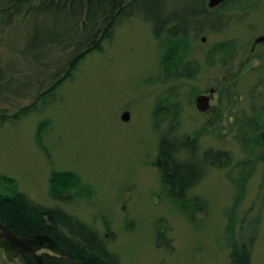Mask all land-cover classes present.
Masks as SVG:
<instances>
[{
  "label": "rangeland",
  "instance_id": "rangeland-1",
  "mask_svg": "<svg viewBox=\"0 0 264 264\" xmlns=\"http://www.w3.org/2000/svg\"><path fill=\"white\" fill-rule=\"evenodd\" d=\"M238 1L217 30L205 13L207 0L150 1L144 13L155 24L129 8L110 39L70 75L74 48L36 49L35 57L27 51L33 15L0 27V176L46 210L37 215L57 210L59 235L66 232L61 215L86 226L77 231L102 244L116 264H229L231 221L239 243L253 238L250 264H264V161L252 157L254 171L238 203L226 176L244 172L234 168L247 158L237 141L242 122L257 117L264 134V54H249L264 26V0H248L245 12ZM198 7L201 18L185 16ZM35 18L42 24L43 16ZM169 37L180 42L172 60L168 50L176 45H159ZM210 89L212 108L202 113L195 98ZM166 135L195 141L197 157L210 150L233 159L225 169L203 166L202 180L185 197L203 199L207 213L196 211L191 221L155 166ZM62 172L78 176L80 186L52 196L49 179ZM0 192H7L1 182Z\"/></svg>",
  "mask_w": 264,
  "mask_h": 264
},
{
  "label": "trees",
  "instance_id": "trees-1",
  "mask_svg": "<svg viewBox=\"0 0 264 264\" xmlns=\"http://www.w3.org/2000/svg\"><path fill=\"white\" fill-rule=\"evenodd\" d=\"M150 1L160 5L161 0H0V27L11 25L13 19L20 15L23 17L33 15L31 21L33 24L29 25L27 31V36L30 37L27 51L35 57L36 49L44 53L55 46L63 51H67L70 47L74 48L75 54L67 60L70 63L66 71H69L67 75H70L71 71L88 53L100 50L102 42L110 39L117 22L127 16L126 11L129 8L133 9L132 12L142 10L144 19L155 24V19L150 14L144 13ZM38 15L44 17L40 25L37 24L35 18ZM78 24L82 26V34L77 32ZM163 40L160 41V46L176 45L168 50L169 59H174L178 55L180 42H174L175 40H170V37L168 43ZM187 77L190 76L187 75ZM54 89L55 87L51 91ZM34 105L35 103L31 104L29 108L21 110L14 118L26 115ZM0 120L4 119L0 118ZM259 123L257 117H252L239 127L237 141L247 158L234 163V168L244 172L237 179L226 175L236 189L235 203L240 202L245 196L247 182L254 171L252 157L255 155L257 161H264V134ZM197 152V145L193 140L188 138L178 140L167 135L162 136L159 140L155 164L160 172L161 180L169 188V193L176 206L190 221L194 218L196 211L205 215L207 213L206 202L203 199L195 198L188 201L185 197L187 191L202 180L205 173L203 166L209 165L225 169L232 165L233 161L228 153L209 150L197 157ZM185 154L186 157L183 158ZM0 182L7 187V192H0V217L5 219L11 227H17L20 222L31 223V219H28L29 216L22 213L25 210H33L36 214L46 211L20 193L13 179L0 176ZM79 186L78 176L71 172L54 173L49 179V193L52 196L59 197L72 192ZM61 216L58 218V223L60 226L70 229L74 243H86L87 245L91 243L88 235L77 231L78 229L89 230L86 226L77 220L72 221L64 216L63 219ZM257 223L258 220L254 223L255 226ZM233 226L234 223L231 221L227 227L231 249L229 264H250L253 238L249 237L239 243L235 238ZM255 232L256 227L252 229L251 234ZM88 249L95 251L91 246Z\"/></svg>",
  "mask_w": 264,
  "mask_h": 264
},
{
  "label": "flooded vegetation",
  "instance_id": "flooded-vegetation-1",
  "mask_svg": "<svg viewBox=\"0 0 264 264\" xmlns=\"http://www.w3.org/2000/svg\"><path fill=\"white\" fill-rule=\"evenodd\" d=\"M232 1L234 0H221L216 5L209 7L210 2L207 0L208 10H205V13L211 17L210 22L214 27L213 29L217 30V28H215L217 27V23L218 25H224V23L227 22L225 18H228L227 12L232 10V8H229V4ZM247 2L248 0H239L238 2H235V4H238L240 6L239 9L245 12L248 9ZM199 12L200 11L198 7V10L191 9L189 13L185 14V16L193 14V17L196 15L201 18V13ZM183 16L184 12L181 17ZM262 37H264V26L261 30V33L253 39L250 45V55L253 54L255 50H260V53L264 54V39L258 43L255 42L258 38ZM231 49L232 47L230 48V52L228 51L230 55H232ZM213 52L217 53V51ZM215 94L216 91L214 89H210V91H208L206 94L199 95L206 99V110H204L202 113H207L209 110H211L212 106L210 105V102L214 99ZM196 98L195 106L196 109H198L196 105ZM245 122L246 121L242 123L244 124ZM47 210L51 211L52 213L56 212V216L51 215L50 213H40L39 215L36 214L37 216H35V213L26 211L23 214H26L30 217H28V219H31V223L26 224V222H20L17 227H11L6 223L5 219L0 217V244H4L0 245V264H41L42 260L39 258L41 256H46L47 260L59 261L61 263L72 261L76 264H116L115 260L110 259L108 253L103 252L104 249L102 244L96 242L90 243L88 245L86 243H74L71 241L72 233L67 228L65 233H61V235H59L56 231L58 226L55 220L57 219V213L59 214V212L57 210L55 211V209ZM44 235L49 236L57 241L64 253L62 255H56L49 249V244L47 242L36 240V237ZM89 246L93 247L97 252L89 251Z\"/></svg>",
  "mask_w": 264,
  "mask_h": 264
},
{
  "label": "water",
  "instance_id": "water-1",
  "mask_svg": "<svg viewBox=\"0 0 264 264\" xmlns=\"http://www.w3.org/2000/svg\"><path fill=\"white\" fill-rule=\"evenodd\" d=\"M210 1V6H214L216 5L219 1L221 0H209ZM264 39V37L262 38H258L255 42L258 43L260 41H262ZM206 99H204V97H197L196 98V105H197V108L201 111H204L206 110V103H205ZM203 105V107H202ZM129 118V114L128 113H125L123 116H122V119L123 120H128ZM36 240L38 241H45L49 244V249L55 253L56 255H62L64 252L61 248V246L59 245V243L57 241H55L53 238L49 237V236H38L36 237ZM0 245H4V244H0ZM42 262L41 264H76L75 262H72V261H67L66 263L65 262H59V261H51V260H47V257L46 256H41L39 257Z\"/></svg>",
  "mask_w": 264,
  "mask_h": 264
},
{
  "label": "bare ground",
  "instance_id": "bare-ground-1",
  "mask_svg": "<svg viewBox=\"0 0 264 264\" xmlns=\"http://www.w3.org/2000/svg\"><path fill=\"white\" fill-rule=\"evenodd\" d=\"M178 21V20H177ZM180 23V22H179Z\"/></svg>",
  "mask_w": 264,
  "mask_h": 264
}]
</instances>
